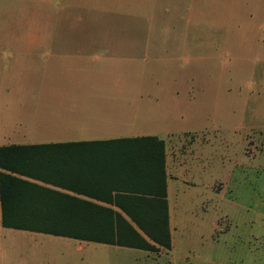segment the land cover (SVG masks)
Masks as SVG:
<instances>
[{"label":"rangeland","instance_id":"374dc122","mask_svg":"<svg viewBox=\"0 0 264 264\" xmlns=\"http://www.w3.org/2000/svg\"><path fill=\"white\" fill-rule=\"evenodd\" d=\"M22 5L24 45L45 31L50 46L117 48L132 59L121 73L156 98L167 130L176 134L169 146L194 145L204 153L203 180L190 191L209 192L211 201L177 230L176 252L167 256L86 255L64 247L65 238L10 231L23 236L17 250L5 230L0 243L8 264H264V0Z\"/></svg>","mask_w":264,"mask_h":264},{"label":"crops","instance_id":"0c3cea01","mask_svg":"<svg viewBox=\"0 0 264 264\" xmlns=\"http://www.w3.org/2000/svg\"><path fill=\"white\" fill-rule=\"evenodd\" d=\"M22 3L0 0V148L44 147L40 153L29 152L27 159L39 168L33 170L48 177L47 181L19 173L11 176L53 193L46 202H39L34 189L24 194L21 188V195L8 205L7 213L62 216L61 223L67 230L124 229L116 218L121 216L140 232L128 214L145 211L146 207L133 204L136 198L156 202L157 195L138 193L136 189L154 194L160 190V154L152 142L142 144L137 140L154 138L164 145L171 246H156L155 252L139 251L147 257L176 252L177 230L190 217L208 210L211 201L209 192L205 196L204 192L190 191L203 180L200 172L205 156L201 148L193 145L196 140L193 146H169L176 134L167 130L156 98L141 89L145 84L123 77L121 68L128 67L132 59L119 49L50 46V33L45 31L33 32L32 39L38 41L24 45L28 34L22 29ZM5 230L10 234L32 228L0 226V237ZM16 237L10 234V242L22 250L23 236ZM2 243L0 264H8ZM70 245L86 255L98 250L105 254L138 250L65 238L64 247ZM19 264H25L23 259Z\"/></svg>","mask_w":264,"mask_h":264},{"label":"trees","instance_id":"16d2710c","mask_svg":"<svg viewBox=\"0 0 264 264\" xmlns=\"http://www.w3.org/2000/svg\"><path fill=\"white\" fill-rule=\"evenodd\" d=\"M137 142L142 144L152 142L155 146H158L160 154L158 163L160 190L158 189L154 194L153 191L136 189L138 193L157 195L156 202L148 201L145 198H136L133 204L138 208L146 207L145 211L143 209L141 214L139 212L137 214H128V217L140 228V232L132 229L121 216H116V218L125 225L124 229L67 230L64 229L66 225L61 223L63 221L62 216L40 214L16 215L7 213L8 205L15 202L16 196L21 195V188H24V194H30L32 189H34L33 195L36 198L35 200L39 202H46L48 195L53 193L47 189L23 183L11 176V174L19 173L47 181L48 177H45L44 173L41 174L36 171L39 168L33 167V164L27 159L29 152L40 153L42 148H44L42 146H8L0 148V226L13 229L32 228V230H28L31 233L71 238L79 241L114 245L149 252H155L157 250L156 246L169 249L171 241L165 201L164 145L163 142L157 141L154 138H144L137 140ZM146 172L148 173V167L146 168ZM58 195L62 198L61 194ZM148 207L152 209L150 212L147 211Z\"/></svg>","mask_w":264,"mask_h":264}]
</instances>
